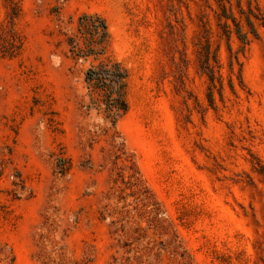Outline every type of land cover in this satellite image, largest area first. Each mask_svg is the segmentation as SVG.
Instances as JSON below:
<instances>
[{"label": "rangeland", "instance_id": "374dc122", "mask_svg": "<svg viewBox=\"0 0 264 264\" xmlns=\"http://www.w3.org/2000/svg\"><path fill=\"white\" fill-rule=\"evenodd\" d=\"M0 264H264V0H0Z\"/></svg>", "mask_w": 264, "mask_h": 264}, {"label": "trees", "instance_id": "16d2710c", "mask_svg": "<svg viewBox=\"0 0 264 264\" xmlns=\"http://www.w3.org/2000/svg\"><path fill=\"white\" fill-rule=\"evenodd\" d=\"M238 35H239V37L242 39V40H244V38L242 37V34L238 31Z\"/></svg>", "mask_w": 264, "mask_h": 264}]
</instances>
